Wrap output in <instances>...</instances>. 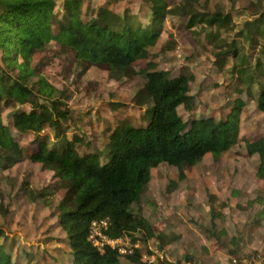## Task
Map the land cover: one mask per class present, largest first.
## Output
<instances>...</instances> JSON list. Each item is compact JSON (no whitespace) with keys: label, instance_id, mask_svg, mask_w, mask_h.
Segmentation results:
<instances>
[{"label":"rangeland","instance_id":"rangeland-1","mask_svg":"<svg viewBox=\"0 0 264 264\" xmlns=\"http://www.w3.org/2000/svg\"><path fill=\"white\" fill-rule=\"evenodd\" d=\"M191 1L186 17L179 12L167 16L151 61L172 77L193 78L190 95L195 99L194 112L199 119L212 116L219 120L232 111L236 100L242 101L238 143L219 159L207 155L198 165L185 167L183 180L175 167L162 164L152 169L141 210L157 229V237L144 242L139 233L135 244L133 238L125 237L115 247L122 257L121 264H132L125 256L134 249L140 251L143 264H264V180L258 177L259 157L248 159L245 151L248 142L264 139V114L256 104L257 85L262 78L258 74L253 80H243L253 74L259 59L264 64L262 49L247 41L251 34L246 27L264 11V0ZM102 2L92 0L91 9H97ZM147 2L125 0L118 9L130 8L134 14L142 15L139 10L145 9ZM168 2L170 9H175L186 0ZM63 4L64 0H57L60 15L64 14ZM215 13L230 15L232 21L219 37L207 39V33L197 36L185 28L190 16ZM201 28L202 24H198L197 31ZM235 47L238 60H219L221 51ZM241 59L242 68L249 70L242 76L238 74ZM17 61L31 63L36 74L57 90L53 98L60 102V109H69L72 116L62 122L69 140L77 134L96 149H103L118 115L127 120L123 125L146 124L140 119L149 107L137 106L134 97L142 89L138 72L147 61L129 67L121 81L114 80L104 69L70 59L54 47L43 53L31 52L30 60L20 55ZM39 79L33 78L29 86ZM252 85L257 88L253 86L251 96L247 90ZM112 104L119 105L118 114L112 112ZM180 114L184 121L190 118L184 108ZM19 135L14 132L23 156H28L36 150L31 146L33 136L21 140ZM44 135L52 143L61 141L49 127H44ZM46 156L43 163L23 157L21 162L0 167V243L19 264H71L68 237L59 218L60 213L76 209L73 191L63 187L50 168L61 156L49 152ZM134 209L138 210V206ZM97 230L101 231L100 227Z\"/></svg>","mask_w":264,"mask_h":264},{"label":"trees","instance_id":"trees-1","mask_svg":"<svg viewBox=\"0 0 264 264\" xmlns=\"http://www.w3.org/2000/svg\"><path fill=\"white\" fill-rule=\"evenodd\" d=\"M124 1L103 0L97 9H91L92 0H64V14L60 15L57 0H0V167L21 162L23 157L43 163L48 152L61 156L50 168L61 185L73 191L76 209L60 213L59 218L68 237L71 264H121L118 249L105 245L100 251L90 240L93 223L106 222L102 232L110 240L131 237L135 244L139 233L144 242L157 237L141 210L151 170L166 164L177 168L183 180L185 167L198 165L206 155L219 159L239 139L242 101L236 100L232 111L220 120L212 116L199 119L194 112L195 99L190 95L193 78L172 77L151 61L167 16L179 12L186 17L187 4L192 1L170 9L169 0H148L146 8L139 10L142 15L134 14L130 8L118 9ZM231 23L230 15H194L185 28L197 36L207 33L205 38L209 39L219 37ZM198 24H202L199 31ZM246 27L251 34L247 38L249 45L260 47L264 54V11ZM49 47L60 49L80 64L104 69L117 81L123 80L127 69L136 62L147 61L138 72L142 89L134 97L137 106L149 107L140 119L146 124L123 125L127 120L118 115L103 149H96L77 134L69 140L62 122L72 116L69 109H60V102L53 98L57 90L36 74L31 63L17 61L20 55L30 60L31 52L43 53ZM218 57L220 61L238 60L239 52L235 47L221 51ZM243 64L241 59V76L249 72L242 68ZM258 74L262 81L257 85L256 104L264 114V64L260 59L253 74L243 80H253ZM36 77L40 79L30 87ZM253 86L247 90L251 96ZM181 108L190 114L188 121L183 120ZM118 109L119 105L112 104V112L118 114ZM44 127H49L61 141L52 143L48 135L42 136ZM14 132L20 134L21 140L33 136L31 146L36 150L23 156ZM246 150L247 157L259 156L258 177L264 180V139L248 142ZM136 205L138 210L134 209ZM133 251L125 260L143 264L140 251ZM234 253L237 252H231ZM0 264H19L1 243Z\"/></svg>","mask_w":264,"mask_h":264},{"label":"built area","instance_id":"built-area-1","mask_svg":"<svg viewBox=\"0 0 264 264\" xmlns=\"http://www.w3.org/2000/svg\"><path fill=\"white\" fill-rule=\"evenodd\" d=\"M97 227L99 228L100 227V230L101 231H98L97 230ZM107 228V223L106 222H102V223H93L92 225V230L93 232H95V236L93 234V232L91 233V237H90V240H92V242L94 243V245L100 250V251H103L104 249V246L105 245H108L110 246L111 248L113 249H118L117 247H115V243L118 242V240H110L109 238H107L103 232H102V228ZM121 240V239H120ZM119 251V249H118ZM131 254V253H130ZM122 255H125V254H122Z\"/></svg>","mask_w":264,"mask_h":264},{"label":"crops","instance_id":"crops-1","mask_svg":"<svg viewBox=\"0 0 264 264\" xmlns=\"http://www.w3.org/2000/svg\"><path fill=\"white\" fill-rule=\"evenodd\" d=\"M215 118V117H214ZM217 119V118H216ZM218 120V119H217ZM220 120V119H219ZM245 151H246V156H247V150H246V147H245ZM207 156V155H206ZM255 156H258V155H255ZM255 156H253V157H247L248 159H252V158H254ZM259 157V156H258ZM259 160H260V158H259ZM260 164H261V162H260ZM259 167H260V165H259ZM258 171H259V169H258ZM147 220V219H146ZM147 222H148V220H147ZM149 223V222H148ZM150 224V223H149ZM151 225V224H150ZM152 227H153V225H151ZM154 228V227H153ZM154 230H155V233H156V235H157V233H158V231H157V229L156 228H154ZM158 235H160V234H158ZM124 239V238H123Z\"/></svg>","mask_w":264,"mask_h":264}]
</instances>
